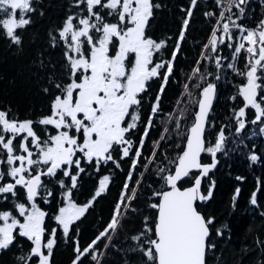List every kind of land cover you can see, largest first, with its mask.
Masks as SVG:
<instances>
[{"label":"snow or ice","instance_id":"obj_1","mask_svg":"<svg viewBox=\"0 0 264 264\" xmlns=\"http://www.w3.org/2000/svg\"><path fill=\"white\" fill-rule=\"evenodd\" d=\"M252 2L214 0L219 12L204 13L216 23L183 83V95L194 108L191 124H182L187 119L184 109L172 114L164 134L152 142L150 154L144 156L154 121L162 111V97L175 79L198 0H191L190 7L182 9L185 16L168 58L164 53L172 38L158 40L148 34L154 10L161 7L154 0H74L72 6L77 11L67 15L54 33L49 32L50 46L61 48L63 64L59 77L51 65L49 86L42 89L50 97L48 113L36 119H20L11 108H0V203L11 200L13 205L11 210H0V253L24 238L30 247L25 253L20 246L18 264H52L58 233H62L65 242L73 239L72 264H85L86 260L103 264L108 250L115 247L114 238L137 215L142 217L140 229L125 236L132 244L118 249L126 254L124 264H208L209 254L217 248L213 237H223V229H228L227 224L217 227V218L202 211L216 186L209 174L219 164L218 154H227L230 136L226 129L231 134L234 124L231 135L241 144V133L249 125L253 126L249 139L264 135V18L255 27L242 23L254 11ZM33 12V0H0V33L11 44L21 46L20 32L31 25L29 14ZM224 48L230 57L223 55ZM208 64L214 71L207 70ZM38 67L47 71L50 65L41 59ZM225 69L243 81L229 97L233 102L239 98L240 104L231 109L230 123L221 124L211 140L208 132L216 124L210 116L218 99L217 82ZM154 80L159 81V87L144 118L141 109ZM167 124L173 125L171 133ZM255 126H259V133ZM138 130L139 138L134 139ZM172 135L182 144L177 143L178 151L169 156L162 142L171 140ZM117 151L119 159L114 155ZM203 155L211 162L203 163ZM248 159L253 164L261 160L255 146ZM124 160H129L130 166L110 217L82 246L78 222L108 192L112 182L110 174L104 175L91 198L78 204L74 191L86 172L82 164L92 165L99 172L102 165L112 163L123 171ZM138 168L142 170L138 172ZM149 171L159 184L156 188L148 185L151 191L145 206L151 211L144 215L137 202ZM206 178L209 183L205 188ZM46 179L55 180L62 190L63 204L52 214L56 227L51 228L46 225L49 212L38 203L53 201L54 193ZM260 191L257 187L250 197V204L257 208ZM239 196L240 188H236L233 209ZM260 215L264 217V212Z\"/></svg>","mask_w":264,"mask_h":264},{"label":"trees","instance_id":"obj_2","mask_svg":"<svg viewBox=\"0 0 264 264\" xmlns=\"http://www.w3.org/2000/svg\"><path fill=\"white\" fill-rule=\"evenodd\" d=\"M73 2L74 0H33L35 12L29 14L32 23L26 30L20 32L23 42L19 47L11 44L0 33V108H11L12 112L17 114L20 119H36L48 113L50 97L45 95L42 89L49 86L47 78L53 72L51 65H55V72L59 77L62 73L61 65L63 64L62 50L60 47L52 48L50 46L49 32L54 33L62 25L67 15L77 11L72 6ZM154 2L160 4L161 7L154 10V18L149 22L148 34L158 40L172 38L169 41V48L164 53V58H168L181 27L182 18L185 16L182 9H188L191 0H154ZM262 3L264 0H253L250 7L254 11L242 23L248 27H255L256 22L264 18ZM208 11L219 12L214 0H198L197 7L193 10L186 39L182 45V55L178 57L175 79L170 81L162 97V111L156 116L154 128L150 132V139L146 142L144 156L150 154L152 142L164 134L163 128L172 114L179 113L184 109L187 112V119L182 121V124H191V113L194 108L187 104L188 98L183 95V83L187 82V76L195 67L202 46L207 42L212 27L216 23L215 18L204 15ZM0 16L3 14L0 13ZM223 55L230 57L231 53L227 48H224ZM41 59L44 60L45 64L50 65L47 71L39 69L38 65ZM239 66H243V57H241ZM205 67L208 71H214L211 64L205 65ZM242 82L239 76L230 71L225 69L222 72V79L217 82L218 99L210 116V119L215 121L216 127L209 129V139L214 140L221 124L230 123L231 109L237 107L240 100L238 98L236 102H233L229 97L236 94V85ZM158 87L159 81L151 82L150 91L146 95L141 109L144 118L149 114L151 102ZM251 115L249 113L250 117ZM167 127L171 133L173 125L167 124ZM252 127L249 125L241 133L240 138L243 140V144L231 135L235 133L234 124L231 128V134L226 129V135L230 136L225 149L227 154H218L219 166L210 174V177L215 180L216 186L212 199L202 206V211L217 218V227L227 224L228 229H223L225 232L223 237H213L217 248L209 254L208 264H264V217L260 215L261 212H264V135L257 134L249 139ZM255 127L259 133V126ZM139 135L140 131L138 130L133 138L138 139ZM177 143L182 144V141L177 136L172 135L171 140L162 142V147L167 150L169 156H173L178 151L175 147ZM253 146H255V152L261 156V160L255 164L248 159ZM114 155L119 159L118 151ZM202 162H211L210 157L203 155ZM82 166L85 167L86 172L81 174L79 187L74 191V199L78 204H84L91 198L98 186L99 179L108 174L112 176L108 192L98 198L85 217L78 222L80 240L83 246L84 243L93 239L108 221L112 207L124 183L130 161H121L123 171L116 169L112 163L106 166L102 165L99 172H96L92 165L85 163ZM141 170L138 168L137 171ZM237 177L244 179L241 181ZM58 178H61L60 174H58ZM45 182L52 189L54 198L51 204H44L42 200H38V203L49 212L46 225L51 228L56 227L51 216L63 204L60 197L62 190L55 183V180L46 179ZM208 183L206 178L205 188ZM158 184L159 182L152 171L145 174L143 195L137 202V207L143 210L144 215L150 214L151 211L145 206L151 191L148 185L156 188ZM257 187L261 189L257 194L259 208L250 204L251 194L256 191ZM236 188H240V196L233 209L232 197ZM20 193L22 197L23 190H20ZM20 202L25 201L21 199ZM11 209H13L11 200L0 203V210ZM141 219V216L133 215L132 219L126 222L125 230L114 238L115 247L108 250L103 264H124L126 254L121 250L127 249L132 244V241L126 240L125 236L140 229ZM257 238H259V244H257ZM20 246L26 253L30 244L26 239L18 238L17 245L0 254V264H18L16 256L21 253ZM73 257V239L69 238L65 242L62 233H58V242L53 250L52 264H72ZM127 258L131 260L132 255L128 254ZM85 264H89V262L86 260ZM133 264H135L134 261Z\"/></svg>","mask_w":264,"mask_h":264},{"label":"water","instance_id":"obj_3","mask_svg":"<svg viewBox=\"0 0 264 264\" xmlns=\"http://www.w3.org/2000/svg\"><path fill=\"white\" fill-rule=\"evenodd\" d=\"M208 163H210V162H208ZM218 166H219V164L217 165V168H218ZM217 168H216V169H217ZM210 174H211V173H210ZM210 174H209V175H210Z\"/></svg>","mask_w":264,"mask_h":264},{"label":"flooded vegetation","instance_id":"obj_4","mask_svg":"<svg viewBox=\"0 0 264 264\" xmlns=\"http://www.w3.org/2000/svg\"><path fill=\"white\" fill-rule=\"evenodd\" d=\"M1 254V253H0Z\"/></svg>","mask_w":264,"mask_h":264}]
</instances>
